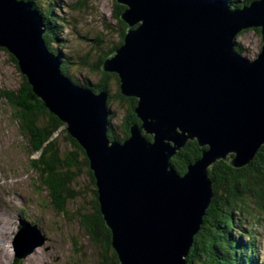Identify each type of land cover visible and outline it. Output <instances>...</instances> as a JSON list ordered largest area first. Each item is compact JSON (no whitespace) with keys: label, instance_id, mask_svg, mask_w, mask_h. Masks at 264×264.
Wrapping results in <instances>:
<instances>
[{"label":"water","instance_id":"water-1","mask_svg":"<svg viewBox=\"0 0 264 264\" xmlns=\"http://www.w3.org/2000/svg\"><path fill=\"white\" fill-rule=\"evenodd\" d=\"M115 1L127 31L102 71L118 75L141 122L122 143L106 136L108 94L62 75L30 3L0 0V48L85 151L119 264H187L213 198L209 170L219 161L243 168L264 145V0L241 10L223 0ZM254 28L262 48L248 62L234 39ZM190 141L204 150L181 176L170 160Z\"/></svg>","mask_w":264,"mask_h":264},{"label":"trees","instance_id":"trees-1","mask_svg":"<svg viewBox=\"0 0 264 264\" xmlns=\"http://www.w3.org/2000/svg\"><path fill=\"white\" fill-rule=\"evenodd\" d=\"M31 3L34 10L41 15L46 32L43 39L50 53L61 63L60 72L74 85H80L93 90L94 94L106 92L108 104L121 102L127 104L122 126H112L114 114L108 119L106 136L111 142L122 143L130 137V127L134 124L141 125L135 115L137 100L122 96L118 75L103 72L102 66L105 60L113 55L124 43L127 25L121 20V15L126 7L115 2V17L119 22L120 41L111 44L109 49L102 52L100 59L93 65H89L84 59L82 66L88 69L90 74L99 75L96 84L86 82L81 84L70 75L66 61L63 60L60 44L63 24L65 19L60 18L58 6L60 2L52 0L46 10H42L36 0H24ZM233 10L248 6L250 3L240 4L237 1L223 0ZM86 1L75 6L77 10L86 8ZM58 7V8H57ZM239 36V35H238ZM236 38L234 39V42ZM0 51L7 52L5 49ZM235 51L243 54V49L237 45ZM59 56V57H58ZM11 60L17 66V61L10 55ZM66 65V66H65ZM22 83L16 91L0 92L1 98L6 100L12 109L13 119L18 125L22 135L28 141L32 157L33 170L38 176L40 186L55 204V210L66 214V205L76 198L78 193L74 186L84 172L90 179L93 197V213L82 220V226L88 235L90 242L103 248L101 264H119L118 256L111 246V232L106 227L100 212L95 179L89 169V161L85 151L67 133L66 126L44 106V103L32 92L27 78L21 75ZM116 88L115 94H111V86ZM118 133H122L118 134ZM61 137L64 138L69 150H63ZM152 140L151 136H146ZM197 141H190L170 160V166L179 175L187 173L188 166L201 158L202 151ZM209 178L213 181V198L210 206L205 211L203 225L194 238V244L187 258V264H257L255 259V235L253 230L245 232L242 221L257 225L264 217V145L257 151L253 160L240 169H235L228 162L219 161L209 170ZM238 224V225H237ZM254 237V238H253ZM18 259L14 256L13 263Z\"/></svg>","mask_w":264,"mask_h":264},{"label":"rangeland","instance_id":"rangeland-1","mask_svg":"<svg viewBox=\"0 0 264 264\" xmlns=\"http://www.w3.org/2000/svg\"><path fill=\"white\" fill-rule=\"evenodd\" d=\"M82 1H86V8L75 9ZM234 1L240 4L250 3L249 0ZM36 2L42 10H46L52 0ZM58 2L60 18L65 19V24L57 48L62 49L63 60L76 81L81 84H96L100 76L90 74L82 64L84 59L89 65L96 64L103 51L108 50L111 44L119 43L120 27L114 11L116 1L57 0ZM238 35L234 42L235 48L240 45L243 49L241 57L253 62L262 48L261 28L244 30ZM11 59L8 52L0 51V92L16 91L22 83V74ZM111 88L113 95L116 92L115 85ZM126 109V103L113 101L108 104L110 115L114 114L112 126L118 131H122L116 127L122 126ZM12 115V109L0 96V264H14L16 238L21 258L15 264H101L103 248L90 242L81 223L84 217L93 213V188L88 175L84 172L74 186L78 195L66 205V214L56 211L55 204L41 188L31 165V160L38 155L32 157L28 141ZM60 141L62 149L69 150L63 137ZM6 193H9L8 196ZM4 198L8 201L5 208ZM242 223L245 232L253 230L255 259L257 264H264V217L257 225L244 221ZM22 238H27V243L21 247ZM43 239L42 246L31 248V245Z\"/></svg>","mask_w":264,"mask_h":264},{"label":"bare ground","instance_id":"bare-ground-1","mask_svg":"<svg viewBox=\"0 0 264 264\" xmlns=\"http://www.w3.org/2000/svg\"><path fill=\"white\" fill-rule=\"evenodd\" d=\"M31 4V3H30ZM230 7V6H229ZM234 10V9H233ZM41 16V15H40ZM258 29V28H257ZM243 32V31H242ZM54 53V52H53ZM53 53H51V54H53ZM60 56H62V55H60ZM59 57V56H58ZM66 66V65H65ZM60 69V68H59ZM62 73V72H61ZM73 85H74V83H73ZM78 86V85H77ZM80 86V85H79ZM83 87V86H82ZM93 91V90H92ZM104 92V91H103ZM108 95H109V93H108ZM6 203H8V201H7V199L6 198H4V204H3V208H5V206H6ZM9 211V210H8ZM10 214V213H9ZM17 225V224H16ZM23 225V224H22ZM37 226V225H36Z\"/></svg>","mask_w":264,"mask_h":264}]
</instances>
